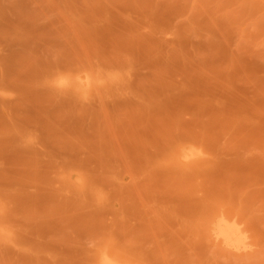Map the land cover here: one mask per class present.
<instances>
[{
  "label": "rangeland",
  "instance_id": "rangeland-1",
  "mask_svg": "<svg viewBox=\"0 0 264 264\" xmlns=\"http://www.w3.org/2000/svg\"><path fill=\"white\" fill-rule=\"evenodd\" d=\"M105 250L264 264V0H0V264Z\"/></svg>",
  "mask_w": 264,
  "mask_h": 264
},
{
  "label": "bare ground",
  "instance_id": "bare-ground-1",
  "mask_svg": "<svg viewBox=\"0 0 264 264\" xmlns=\"http://www.w3.org/2000/svg\"><path fill=\"white\" fill-rule=\"evenodd\" d=\"M99 74V73H98ZM88 75L89 74H87V77H88ZM94 75V73L92 74V76ZM108 75V78H109V74H107ZM107 75H104V76H106V79L105 80H107ZM90 76H91V74H90ZM91 76V77H92ZM99 75H97V77H98ZM111 76H112V74H111ZM60 77H62V76H60ZM64 77V76H63ZM96 77V76H95ZM101 77H103V76H101ZM114 78V77H113ZM113 78H110V80L111 79H113ZM69 80V79H68ZM71 80V79H70ZM97 80V78H94L93 79V82H94V84H96L95 83V81ZM99 80H101L100 79V77L98 78V81ZM110 80H108V81H110ZM79 81L80 80H73V84L75 85V83L74 82H78L77 83V85L79 84ZM90 82V84H92V80H89ZM104 81V80H103ZM63 82V81H62ZM106 81H104L103 83H105ZM64 84H68L69 83V81H66L65 80V82H63ZM62 83V84H63ZM85 83V82H84ZM88 83V82H87ZM61 84V85H62ZM63 84V86H65ZM98 84V83H97ZM96 84V85H97ZM100 84V83H99ZM102 84V83H101ZM70 86H71V84H69ZM82 85V86H81ZM92 86H93V84H92ZM69 87V86H68ZM80 87H83V83L82 84H80ZM189 153V152H188ZM186 155V154H185ZM193 155V154H192ZM192 155H190V153H189V155H186V156H184V159H186L187 160V164H189L188 163V161L189 162H191V160H192V158H193V156ZM194 159V158H193ZM197 160H199V159H197ZM192 161H194V162H196V160H192ZM193 162V163H194ZM225 215V214H224ZM223 215V217H227V216H224ZM220 216H222V214L220 215ZM220 218V217H219ZM233 218H235V217H233ZM231 220H233L232 218H231ZM231 220H229V218L227 219V218H225V219H223V221L221 222V225L223 224V226H221L223 229L221 230H219L220 232H219V235L220 236H223V237H226V239H228V242L227 243H229V240L230 239H232L231 237L235 234L236 235V233H240V231L238 230V226L236 225V223L235 224H233L234 222V220L233 221H231ZM236 220H238L237 218H236ZM237 224H239V223H237ZM240 226V225H239ZM243 227V226H242ZM244 228V227H243ZM243 228H242V230H243ZM238 231H237V230ZM241 230V231H242ZM244 231H245V228H244ZM243 232V231H242ZM246 232V231H245ZM218 233V232H217ZM244 233V232H243ZM240 237V236H239ZM235 239H236V237H235ZM234 239V240H235ZM240 239H242V235H241V237H240ZM237 240H239L238 238H237ZM239 242V241H238ZM244 243V242H243ZM242 243V244H243ZM235 244H236V242H235ZM246 244V243H245ZM248 245V244H247ZM243 246V245H242ZM239 247V246H238ZM241 247V246H240ZM245 247V246H244ZM248 247V246H247ZM106 249V248H105ZM114 250V249H113ZM112 250V251H113ZM117 251V250H116ZM103 252V254L105 255V256H103V263L102 264H134L132 261H130L131 259H129V260H127V259H124V258H122V257H120V256H118V255H115V254H111V253H104V252H106V250L105 251H102ZM115 252V251H114ZM102 254V255H103ZM120 254V253H119ZM123 255V254H122ZM101 261H102V259H101ZM136 261V260H135Z\"/></svg>",
  "mask_w": 264,
  "mask_h": 264
}]
</instances>
